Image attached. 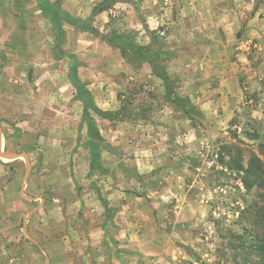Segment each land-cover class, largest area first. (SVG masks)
Returning a JSON list of instances; mask_svg holds the SVG:
<instances>
[{"label": "rangeland", "instance_id": "rangeland-1", "mask_svg": "<svg viewBox=\"0 0 264 264\" xmlns=\"http://www.w3.org/2000/svg\"><path fill=\"white\" fill-rule=\"evenodd\" d=\"M49 1L95 33L64 24L58 46L36 0H0V152L30 165L25 180L24 158H0V264H242L236 236L264 190L226 164L264 168L248 71L257 49L236 24L239 44L206 48L217 29L207 40L192 18L219 0H114L94 16L111 0ZM113 34L163 54L185 109L148 63L104 39ZM71 63L102 114L78 99Z\"/></svg>", "mask_w": 264, "mask_h": 264}, {"label": "trees", "instance_id": "trees-1", "mask_svg": "<svg viewBox=\"0 0 264 264\" xmlns=\"http://www.w3.org/2000/svg\"><path fill=\"white\" fill-rule=\"evenodd\" d=\"M36 1L38 9L44 16L48 18L50 24L52 25L58 46L60 45L63 36L64 24L72 25L84 32L95 33V29L90 24L87 25L81 21H78L76 18H72L65 14L63 11H61L59 5L56 2H51L49 0ZM113 1L114 0H111L104 5H100L95 9L93 16L109 9L112 6ZM104 39H106L110 45L120 49L123 54L131 53L139 60L148 63L151 67L153 75L162 80L166 86L168 95L172 101L177 103L181 108L185 109L187 107L188 103L184 99L180 98L171 86V80L167 73L166 67L164 66V59H162L163 54L151 53L149 47L135 44L129 36H119L113 34L111 36H104ZM75 67V64L71 63V80L73 85L78 89V99L82 100L86 107L88 105L93 107L91 109L94 110L96 114H102L101 110H99L94 105L92 106V100L88 94H85V96L83 95L84 86L76 75ZM190 111H193V109L190 108ZM91 153L92 159L90 161V167L95 170L100 166V156L98 150L95 147L92 148ZM226 165L229 169H234L240 175H242V182L248 188L251 186H257L264 190V168L258 169L257 166L253 165L244 167L240 163V158L238 156L231 158ZM103 202L106 207V202ZM107 211L109 212V210ZM242 229V234L236 236L238 238V247L242 248L243 252L249 255L245 258L242 256L243 254H241L242 264H264V198L262 205L257 208L256 215L251 218L248 224L243 225ZM254 254L259 258L257 263L250 262L251 260L249 257Z\"/></svg>", "mask_w": 264, "mask_h": 264}, {"label": "crops", "instance_id": "crops-1", "mask_svg": "<svg viewBox=\"0 0 264 264\" xmlns=\"http://www.w3.org/2000/svg\"><path fill=\"white\" fill-rule=\"evenodd\" d=\"M187 2L189 0H186ZM193 3L195 0H191ZM197 1V0H196ZM204 6L211 4V0H200ZM218 11H208V14H202L201 16H194L192 21L202 24L201 32L203 37L208 39L213 38V44H210L206 48H217L221 49L227 48L226 36L228 37V45H233L235 42V37H233L234 32L230 33L231 25L236 24V29L243 30V38H246V46L252 44L257 50L255 52L254 60L252 61L251 68L248 71L250 76L254 78L252 93L254 96L256 107L252 111V116L258 120H264V0H254L256 6L254 8V14H246L239 7H243L244 11H247L253 7V4L247 2L244 4V0H219ZM230 6V7H229ZM231 8V9H228ZM215 24L217 26H215ZM216 27V28H214ZM217 29L213 33V37L208 36L205 33L209 29ZM229 35H226L228 34ZM205 34V35H204ZM212 37V38H211ZM237 41V40H236ZM239 44V42L237 41ZM243 44V43H242ZM243 62L248 59L242 56Z\"/></svg>", "mask_w": 264, "mask_h": 264}, {"label": "water", "instance_id": "water-1", "mask_svg": "<svg viewBox=\"0 0 264 264\" xmlns=\"http://www.w3.org/2000/svg\"><path fill=\"white\" fill-rule=\"evenodd\" d=\"M0 146H1V138H0ZM0 158L1 159H8V160H16L19 158H24V160H26V173H25V180L29 175V171H30V165L29 162H27V155L26 154H17V153H2L0 152ZM23 197L27 200L33 201L34 199L32 197H28V196H24Z\"/></svg>", "mask_w": 264, "mask_h": 264}]
</instances>
